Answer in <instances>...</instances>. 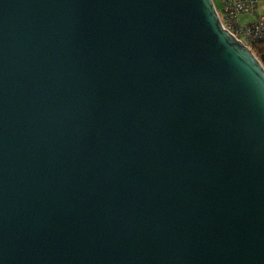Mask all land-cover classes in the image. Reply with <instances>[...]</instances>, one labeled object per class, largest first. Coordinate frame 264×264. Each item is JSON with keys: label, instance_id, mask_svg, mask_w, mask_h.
<instances>
[{"label": "water", "instance_id": "1", "mask_svg": "<svg viewBox=\"0 0 264 264\" xmlns=\"http://www.w3.org/2000/svg\"><path fill=\"white\" fill-rule=\"evenodd\" d=\"M0 264H264V64L213 0H0Z\"/></svg>", "mask_w": 264, "mask_h": 264}, {"label": "built area", "instance_id": "2", "mask_svg": "<svg viewBox=\"0 0 264 264\" xmlns=\"http://www.w3.org/2000/svg\"><path fill=\"white\" fill-rule=\"evenodd\" d=\"M260 1L213 0L222 26L250 49L257 39H264V11L260 10Z\"/></svg>", "mask_w": 264, "mask_h": 264}, {"label": "trees", "instance_id": "3", "mask_svg": "<svg viewBox=\"0 0 264 264\" xmlns=\"http://www.w3.org/2000/svg\"><path fill=\"white\" fill-rule=\"evenodd\" d=\"M252 50L264 64V39H257L253 43Z\"/></svg>", "mask_w": 264, "mask_h": 264}, {"label": "crops", "instance_id": "4", "mask_svg": "<svg viewBox=\"0 0 264 264\" xmlns=\"http://www.w3.org/2000/svg\"><path fill=\"white\" fill-rule=\"evenodd\" d=\"M260 10L264 11V0L260 1Z\"/></svg>", "mask_w": 264, "mask_h": 264}, {"label": "rangeland", "instance_id": "5", "mask_svg": "<svg viewBox=\"0 0 264 264\" xmlns=\"http://www.w3.org/2000/svg\"><path fill=\"white\" fill-rule=\"evenodd\" d=\"M214 1H216V2H217V0H214Z\"/></svg>", "mask_w": 264, "mask_h": 264}]
</instances>
